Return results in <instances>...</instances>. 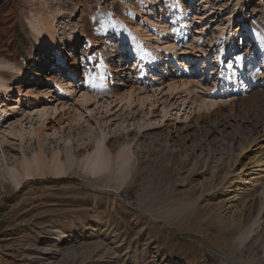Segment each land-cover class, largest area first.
Listing matches in <instances>:
<instances>
[{
  "label": "rangeland",
  "instance_id": "374dc122",
  "mask_svg": "<svg viewBox=\"0 0 264 264\" xmlns=\"http://www.w3.org/2000/svg\"><path fill=\"white\" fill-rule=\"evenodd\" d=\"M155 1H158L156 4L159 3L160 9L158 15L153 11L154 15L158 19L164 16L162 21L170 26L171 19L166 9L168 0ZM177 1L176 18L185 24L184 27L174 26L178 21L174 22V29L171 30L175 31V27L177 30L185 28L186 33L181 31L183 34L180 33L178 39L172 42L177 47L175 54L185 66H189L192 60L206 63L205 70L207 76H210L209 79L216 72L215 69L212 74V68L217 65L219 59L223 60L224 65L228 64L230 57L235 56L237 48H242L238 41L240 31L245 34L242 37L245 45H252L248 39L251 30H254L260 39L264 38V0H190V5L184 0ZM9 4L5 5V13ZM35 4H42V14L51 20L50 24L60 41V49L66 54L67 65L77 60L78 71L74 72L73 78H66L70 84L68 83V86H65L67 90L62 92L50 81V78L60 71V64H55L52 51H45L44 47L39 45L28 24L30 12L35 11ZM234 6L235 13L230 14ZM138 11H143V19L150 18L152 7L147 4V0H14L15 19L5 16V26L13 23V27L8 29L6 37L0 31V43L4 42L3 46L7 45L8 49L0 52V62L12 61L23 69L25 74H29L24 76L29 79V83L25 85V81L21 80L17 85L21 86L22 90L28 88L27 90L33 92L40 88L44 92V98L35 106L32 99L36 93L27 96L23 109L30 118H20L15 112L0 128V264H222L224 261L235 264H264V253L260 247L248 246L247 243L240 246L233 242L235 231L248 225L260 210L259 194L261 185H264V149L260 154L255 151L257 147L243 150L248 156L245 162L250 160L244 174H240L238 168L224 185L225 192L213 189V184H216V180L227 170L228 163L235 159V147L230 146L232 137L246 136V128L239 126V123L243 121V125L247 127L245 116L251 112L254 117L258 110L260 112L264 109V96H258L246 84H242V92L238 98L248 99L252 94L253 103L244 101V104L237 102V105L232 106L230 102L233 97L229 100L222 96L224 103L221 104V112L208 108L199 111L197 117L193 118L199 103H183L176 97L183 98L186 93L175 96L173 92L175 98L170 100L171 94L168 101L175 104L171 109L168 108L166 99L169 93L166 86L171 78L176 81L181 72L185 73L182 71L184 67L173 68L170 65L169 68H173L170 71L164 66L169 63L165 61L168 59L166 54H163L165 59L158 64L160 70H154V66L135 64L137 56L127 48L130 46L133 50L138 29L141 33L146 30V23L137 17ZM239 11L245 15L250 11L257 14L254 18L249 14L244 16V19L241 18L243 24L251 22L244 31L239 28ZM234 15V21L228 23L226 19ZM129 28L131 32L134 30L133 33L136 31L135 37L129 33ZM220 28L223 37L227 36L228 41L219 39ZM83 30L92 37L90 43L82 33ZM171 30L167 34L177 35ZM198 34L204 42L195 40L194 36ZM95 41L99 46L93 48ZM93 42L94 44H91ZM221 43L226 48L221 49L225 51V56L223 55V59H215ZM193 49H196L197 53H193ZM252 52V59L242 63L243 70H251L254 64L259 63L260 59L256 56H259L260 49L254 48ZM185 58L187 60H184ZM198 70L196 69V72H200V69ZM37 72L44 76L43 79L39 78L38 82L35 79ZM196 72H190L188 81H192L189 86H193L195 92H202L200 85L205 83L202 85L204 89L208 87V81L195 83L196 80L192 77L198 76ZM97 73L105 79L104 84L108 86L104 88L105 91L97 86ZM216 76L214 79L218 82V78L222 77L219 70ZM104 84L100 85L105 86ZM220 84L219 87L222 86ZM126 92H130L131 100H135L129 109L125 108V101L119 103L114 96ZM147 93L146 96L151 95L152 98H147L146 105L140 106L139 99ZM82 94L93 97V100L84 103ZM64 95L67 96L66 99L63 98ZM1 96L0 92V98ZM8 96L15 98L9 104H13L20 97L16 92H9ZM159 101L167 102V105L164 104L167 108L163 109V103ZM61 103L66 105L64 113L59 114ZM14 106L13 104L10 108ZM38 106H55L58 112L51 113L46 118L60 117L58 127L59 130H64L47 132V136L36 140L30 127L36 130L38 125L37 121L34 123V120H31L36 119L32 108L36 109ZM73 107L77 109L76 112L70 110ZM130 109L134 111L132 120H128V116V121L120 125L122 119L118 118L125 117ZM141 111L147 114L145 118ZM166 111L167 116H164ZM77 115L79 119L76 118ZM67 117L71 121L67 122ZM106 117L114 120L109 128H104L107 122L104 124L102 121ZM19 119L21 126L16 124ZM75 121H78V124ZM10 122H14L13 131L19 133L23 129L29 134H23L20 141L8 136L7 125ZM147 123L151 128L157 129L148 131L149 134L144 139L137 128ZM216 123L227 125V131L218 134L215 132L212 143H208L204 133L215 129ZM79 124L81 128L76 129ZM194 124L197 131L193 129ZM181 125L193 127L190 132L193 133L189 136L192 143L182 144L183 140L179 139L177 147L171 146L164 136L172 127L178 129ZM124 127L134 132L131 141V137L128 140L120 137V130ZM152 132H156L158 136L150 139L148 137ZM115 137L120 138L118 144H114ZM107 140L111 144L110 150H113V154L120 148L131 154L133 146L139 142L146 146L147 149L144 150L149 149L151 152H141L138 159L132 155L128 170L124 174L114 173L111 169V173L108 171L104 176L91 177L83 170L82 158L85 155L90 157L96 146L100 143L103 145V141ZM83 143L92 145L87 154L79 152L73 157V151ZM191 145H201L200 147L204 148L202 151L208 149L207 157L215 158L216 163L217 158L221 157L223 169L217 171L221 168L219 164L212 165L200 159L198 162L193 161L198 151L195 148V153L192 154ZM37 146L47 159H50L52 153L59 152L65 168H69L65 169L61 176L54 175L51 167L43 172L35 171L30 176H24L19 166L21 159L32 158ZM105 146L108 149L107 145ZM186 154L190 157H187V162L184 163L181 158H186ZM12 168L16 172L11 171ZM15 176H19L18 185L13 184ZM183 203L191 204L184 207ZM70 233L74 235L70 243L54 246L58 243V238Z\"/></svg>",
  "mask_w": 264,
  "mask_h": 264
},
{
  "label": "bare ground",
  "instance_id": "6f19581e",
  "mask_svg": "<svg viewBox=\"0 0 264 264\" xmlns=\"http://www.w3.org/2000/svg\"><path fill=\"white\" fill-rule=\"evenodd\" d=\"M184 1H185V3H188V5H190V2H191L190 0H184ZM238 1L239 0H237V2ZM156 2H158V1L147 0V4L150 7H152V11H151L152 14H151L150 18L143 19V15H142L143 11L142 12H140V11L137 12V15H138L137 17H139L141 20H143L146 23V30L143 31L142 33L139 32L140 31L139 29H138L139 31L137 30V33L135 31L136 38H134L135 41L133 42V46H132L133 50H132V48L130 46H128L127 49H129L131 52H133L137 56V58H136V60L134 62L138 66H139V64H145V65H148V66H151V67L154 66L153 67L154 70H160L161 67L158 64L161 63V60L165 59L162 56H163V54H166V57L168 59L165 60V61H169V63L164 65V66L166 68H168L170 71L174 67H177V68H180L181 66L184 67V70L182 69V71H185V73L182 74V72H181L179 78H177L176 81H174L173 78H171V80L169 81L168 85L166 86V88L168 87V89L166 91H167V93H169L168 94L169 96L166 99L167 101L169 100V98H170V96H171V94L173 92H175L174 93L175 96H179L181 93H186V95L183 98H180V97H176V98L178 100L181 99L180 101H183V103L186 102L188 105L189 104L190 105H194V103H196V102L199 103L198 108L196 110V113H195V111L193 113L194 114L193 118H194V117H197V113L199 111L207 110L208 108L214 109L213 111L219 112L221 107L223 106V105L221 106V104L224 103L222 101V99H221L222 96H223L222 98L225 97V99L226 98L229 99V98L233 97L232 101L230 102V105H232V106L235 105L237 102H241V104L242 103L244 104V101L247 102V103H248V101L252 102L253 101L252 97H251L252 94L250 95V97H248V99H241L240 100L238 98V96L242 92V89H241V85L242 84L243 85L246 84L247 87L250 90L255 91V93H257L258 96L259 95H262V97L264 96V38L260 39V37L257 34H255V31L251 30L250 38H248V39H250V43L252 45L251 46L247 45V44L245 45L246 42H243V40H242V37L245 34H243V32L240 31L238 33V35L240 37L238 39V41L241 43L239 46L242 45V48H239V47H238L239 49L237 48L235 56L233 55L232 57H230V60H229L228 64L224 65L222 63L223 60L219 59L217 61V65H215L216 67L214 66L212 68V71H213L212 74L214 73L215 69H216L215 70L216 72L213 74L212 78L209 79L210 76H207L208 74H207V71L205 70L206 63H200V61L192 60L189 63L190 64L189 66H185V64L180 63V61L178 60V58H177V56L175 54V50H177V47H176V44H173L172 42H174V41H176L178 39V37L180 36V33L186 31L185 28L177 30L176 27H175V31L171 30V29H174V27L172 28V24L174 22L177 23V21H178L177 20L178 17L176 18V11H175L176 10L175 3L178 2V1L177 0H168V1H166V9H167V12L169 13V18L171 19L170 20V23H171L170 26L166 25L162 21V19H164L163 12H162V15H161L163 17L160 18L161 20L158 19V17L154 15L153 11L156 12L157 15H158V10L160 9V7L158 6L159 3L156 4ZM159 2H161V1L159 0ZM6 3H8V4L10 3V4H9V9L5 13L4 8H5ZM182 3H183V1H182ZM40 6L42 7V4L41 5L40 4H35V11H31L30 12V15L28 17V24H29L31 32L35 35L34 37H36V40L39 43V45L41 47H44L45 51H47V50L48 51L49 50L52 51L54 59H55V64H60V66H58L60 71L57 74H54L52 76V78H50V81L54 82V84L60 89L59 92H62V90H67L65 88V86L68 83L70 84V82L67 81L66 78L69 77V76L71 78H73L74 72L76 73L78 71V69H77V60H74L70 65H67L66 58H65L66 54H65V52L62 49H60V41L57 38V34H56L54 28L50 24L51 20L48 19L46 16H44V14H42V12H41L42 8ZM196 9H197V7H196ZM235 10H236V8L234 6L232 11L230 12V14H234ZM42 11H44V10H42ZM238 14H239V22L238 23H239V28L241 30L246 29V26L249 27L250 23H251L249 21V22L243 24L244 21H242L241 18L244 19V16L246 17V16H248V14H249V16L251 18H254V17L257 16V14H255L254 11L247 12L246 15H245V13L243 14V12L239 11ZM15 15H16V12H14V0H2L0 2V31L2 33H4L5 37L7 36L8 29H11L13 27V23L9 24V26L6 27L5 26L6 23H5V19L4 18H5V16H11L12 20H14L15 19ZM235 16L236 15H234L232 18H229L227 16L228 17L226 19L227 22L228 23L233 22ZM245 20H247V18H245ZM194 22H195V19H194ZM184 24L185 23H183L182 21H178V24L177 25L175 24L174 26L183 25V27H184ZM180 28H181V26H180ZM130 29L131 28H129L128 31ZM147 29H150V30H147ZM170 30L174 31L173 34H177V35L170 36L171 34L170 35L167 34V33H169ZM220 31H222L221 28H220L219 32ZM133 32H134V30L132 32L129 31V33L131 35L133 34V37H135L134 36L135 33H133ZM82 33L84 34V36L86 38H88V41H89L88 43H90L92 41L91 40L92 37H90L88 34H86V32L84 30L82 31ZM184 33H186V32H184ZM223 36H224V34H222L220 32L219 39L220 40H224V41H228L227 40V36L226 37H223ZM174 37H175V39H174ZM199 37H200V34L194 36L196 41L197 40L198 41L201 40V38H199ZM166 38H168V40ZM219 39H218V41H219ZM230 40L233 41L232 38ZM201 41L204 42V40H201ZM3 43L2 44L0 43V52H5V51L8 50L6 48L7 45L3 46ZM222 43H224V42H222ZM222 43H221V46L219 48L220 50L218 49L219 50L217 52L218 55L215 57V59L220 58V57L222 59L224 58L223 55H224L225 51L221 50V49H223L222 47H224V45ZM91 44H94V42L91 43ZM95 44H96L95 46L92 45V46H94L93 48L99 46L98 42H96V41H95ZM198 48L199 47H197V49ZM254 48L255 49H260L259 56L258 55L256 56L257 58L260 59L259 63H257V65L254 64V68H252V69L248 67L251 70H243L242 69L243 68L242 67V63H244V61L247 60V59H252L251 58V55L253 53L252 49H254ZM193 50H192L193 53H197L196 49H193ZM172 52H174V53H172ZM183 53L185 54L186 52H183ZM237 53H239V54H237ZM202 54H203V52H202ZM204 57H205V54L203 55V58ZM184 60H187V58H185ZM197 63H198V65L196 66ZM156 65H158V67H156ZM170 65H172L173 68H169ZM53 67H54V64H53ZM51 69H53V68H51ZM196 69H197V71H199L198 69H200V72H196ZM220 69H221V72H220ZM257 69H259V70H257ZM218 70H219V73L222 74V77L218 78L219 81L217 82L214 79V77L216 76V73L218 72ZM190 72H192V74H194L195 72L198 73V76L192 77V78H194L196 80L195 83H198V82L202 83L201 82L202 80H204V82L208 81V87H205L204 89H202V85H203L202 84L199 87V88H201L202 92L193 91V89H192L193 86L192 87L189 86V82L192 81V80L188 81V77L191 75ZM25 73L26 72H23V69H21L19 66H17L12 61H11V63L0 62V92L2 94V96L0 98V128H2L3 124H6L8 122V120H10V118H8V117L10 115H13L15 112L18 113L20 118H23V116H25L24 119H29L30 118V115H27V112L25 111V109H23V102H24L25 98H27V96H32L33 94L36 93L35 96L32 99L34 104H35V106L39 103V100H41V98H44L43 97L44 96L43 95L44 92L40 88L35 89V92H33L32 90H27L28 88H25L24 90H22L21 86L17 85L19 83V81H21V80L25 81L24 82L25 85H27L29 83L28 82L29 79L24 77V76L29 75V74H25ZM35 75H36L35 76L36 82H38L39 78L40 79L44 78V76H42L41 73L37 72ZM63 75H64V78H63ZM199 75H201V76H199ZM96 78L98 80L97 83H99V85L97 84V86H99L100 89L101 88L104 89L106 87L108 88V86H106L107 84L106 85L104 84V83H106L105 79L102 77V75L100 73L96 74ZM199 78H201V79L199 81H197ZM70 81H72V80L70 79ZM220 82H221L222 86L219 87ZM100 84L101 85L104 84L105 86H101ZM13 85H16L17 87H14ZM197 85L198 84H196V86ZM204 85H205V83H204ZM177 90H181V91L178 92ZM103 91H105V89ZM145 91H147V90H145ZM9 92H16L18 95H20L18 100L13 102V104L15 106L12 107V108H10V106L13 105V104H9V103H11V101L13 99H15V98H11V96L9 97L8 96ZM154 94H156V93H154ZM154 94H153V96L156 97V95H154ZM160 94H161V92H160ZM224 94L226 96H224ZM146 95H148V93L145 94L144 97L139 99L138 102L140 103V106H145L146 105L145 103H147V98H150V97L152 98L151 95H149V96H146ZM114 96L117 97L116 101L119 102V103L122 102V101H125L126 102L125 103L126 104L125 108H127V109H129L132 106L133 102H135L134 99L131 100L130 92H126L124 94H121L120 96H117V95H114ZM175 96L173 97V94H172V97L170 98V100H173L175 98ZM63 98L66 99L67 96L65 97V95H64ZM81 99H82V101L84 103H88V102L93 100V97H90L88 95L82 94ZM256 99H257V97H256ZM226 101L227 100H225V103H226ZM159 102H161V101H159ZM161 103H163V102H161ZM166 103H163V106L161 105L163 109L167 108L164 105ZM174 104L175 103L170 104L169 101H168V105L167 104L166 105L168 106V108L171 109V107ZM248 104H250V103H248ZM65 105H66L65 103H61L60 104V106H59L60 107L59 114L60 113H64ZM150 106H152V105H150ZM253 106H255V105H253ZM246 107H249V106H246ZM185 108H187V105H186ZM32 110H34V112H35L34 117L36 119H31V120H34V123L37 121L38 125L36 126V130L33 127H30V130H32V132H34V137H35L36 140H38L39 138H42L44 136H47V132H52L53 133L55 130H57V129L59 130L60 127H58L59 126L58 120L60 119V117L57 118V119H55V118L54 119L46 118L51 113L58 112V109H56L55 106L54 107H48V108L47 107L40 108V106H38V108H36V109L33 107ZM70 110H72L74 112L77 111V109H75V107H73V109L71 108ZM189 110H191V109H189ZM133 112H134L133 109H130V111H128V113H127V115H125V117L122 116L124 119L122 117H119L118 119H122L120 125H122L127 120L126 118L128 116H130V118L128 120H132ZM141 112H142L141 114L144 115L143 117L145 118V116H147V114L145 115V113L143 111H141ZM248 112H250V111H248ZM248 112H246V113H248ZM167 113L168 112L166 111L164 116H167ZM250 113H248L245 116V120H246L245 124L247 125V127L245 125H243V123H242L243 121H241V123H239V126H243V128L247 129V130L245 129L246 136L242 137V136H239V135H235L234 137H232V140H231V145L230 146L231 147H235L234 149L236 150L235 159H233L232 162L228 163L229 166H228L227 170L222 174V176H220L216 180V184H213V189L214 190L218 189L221 193L225 192V190H226V187H224V185L228 182L229 176L234 174V171H236V169H238V168H240L239 173L240 174L241 173L244 174V170L246 169L247 165L250 164V160H247V162H245V159H247L248 156L245 155L246 153L244 151H247L249 148L257 147V148H255L256 149L255 151L260 154L262 152V150L264 149V146L261 147V145H264V109L261 110L260 112L258 110V113L257 112L255 114L253 113L254 117ZM61 115H63V114H61ZM164 116H162V118H164ZM247 116H248V119H246ZM134 117H136V116H134ZM188 117H189V115L186 116V118H188ZM76 118L79 119L80 117L77 115ZM175 118H177V117H175ZM174 120H176V119H174ZM68 121H71L69 117H67V122ZM102 121H104V124L107 122V125L104 126V128L105 127L109 128L114 123L113 122L114 120L113 119L110 120L108 117L103 118ZM75 122H76V124H78V121H75ZM190 122H191V120H190ZM28 123H29V126H31L30 121H28ZM44 123H45V125H44ZM188 123H189V121H188ZM16 124L18 126H21V119H19V121H16ZM13 125H14V122L13 123L10 122L7 125L8 129H9L7 131V135L8 136L15 137V138H17L20 141L22 139V135L23 134L26 135V136H27V134H29L28 131H25L23 129L19 133L13 131L12 130L13 129V127H12ZM67 126L69 127L70 124H67ZM239 126H238V128H239ZM42 127H44V128H42ZM80 128H81V124L77 125L76 129H80ZM192 128L193 127H191L190 125H181V127L178 128V129H174V127H172L170 130L165 128L166 131L167 130L168 131L166 132L167 134H165L164 139L167 142H169L171 146H174V147H177L179 145L178 144L179 139L183 140L182 144H185V143H188V142L190 143L191 141L189 139V136L193 133V132L190 133ZM227 128H228L227 125H224L222 123L221 124L218 123L217 126L215 127V129H212L211 131L204 133V134H206L205 140H207L208 143H210V142L212 143V140L214 138L215 132L217 134L218 133H223V132L227 131ZM20 129L21 128H19V130ZM155 129H157V128H155V127L151 128L150 124L147 123L145 125L139 126L137 128V131H140L142 138L145 139L147 137L146 135L149 134L148 131L155 130ZM193 129H194V131L196 130V125L194 126ZM61 130L63 131L64 129L61 128L59 130V132H62ZM181 132H185V134L181 133ZM120 133H121L120 137L128 140L132 136V133H134V132H132V130H129L128 128L124 127V128H121ZM180 134H181V137H179ZM163 135L164 134H162V136ZM156 136H158V134H156V132H155V133L151 134V136L148 137V138L151 139V138H155ZM115 138H114V144H118V141L120 140V138H118V137L116 139ZM27 139H29V137ZM131 139H132V137L130 138L129 141H131ZM180 142H182V141H180ZM199 144H201V143H199ZM105 145H107L108 149L106 148ZM195 145L194 146L191 145L192 146V149H191L192 154L195 153L194 150L197 149V151H198L197 155H194L195 157H193L194 158L193 161L195 160V162H198V160L200 159L201 161L209 162L212 165L219 164L221 166V168L217 169V171L223 169V164H221V161H223V160H222L221 157L218 156L219 157V158H217L218 159V163H216L217 160L215 158L209 159L207 157L209 155L208 149L202 151V149H204V148L200 147L201 145L200 146L198 145L199 147L198 146L196 147ZM91 146L92 145L90 143H86V144L83 143L80 148H78L75 151H73V154H74L73 157H75L76 154L79 153V152L80 153L85 152L87 154V150L89 148H91ZM110 146H111V144H109V140L103 141V145L101 143L99 145H97L95 152L90 157H87V155H85L82 158L83 170H85L86 173L89 176H91V177H99L100 175H103V174L106 175L105 173H107L108 171H109V173H111L110 172L111 169L114 170V173L124 174V172H126V170H128L127 168L130 165V162L132 160V158H131L132 155H134V157L136 159H138V157L141 155V152H144V151H147L148 153L151 152L149 149L148 150H144V149H147V148H146L145 145H142L141 142H139L138 144L136 143L133 146L131 154L126 152V150L124 148H120L115 154H113V152H112L113 150H110L111 149ZM207 152H208V155H207ZM187 157L188 156L186 154V158H181V161L186 163L187 162L186 161ZM255 161H256V159H255ZM70 162H72V161H70ZM226 163H227V161H226ZM251 163H252V161H251ZM253 164H254V162H253ZM19 166H20V169H21L22 173L24 174V176H30L35 171L43 172L48 167H51V170H52L54 175L61 176L65 172V169L69 168V166H67L65 168L64 163L62 162V155L59 152L56 151V152L52 153L50 159H47L45 154H44V152L41 150V148L39 146H37V151L33 155L32 158L22 157ZM12 170L14 172H16V170L14 168H12L11 171ZM18 177L15 176L13 178L14 179V181H13L14 185H18L19 182H20ZM259 198H260V204H261L259 212L257 213L256 217L248 225L246 224V225L240 227L239 229H237L235 231V233H234L235 234L234 235V241L233 242L235 244L240 245V246H242L245 243H247L248 246L251 245V246H255L256 248L260 247L261 250L264 253V220H263L264 219L263 218L264 217V185H261ZM183 204H185L184 207L185 206L187 207L191 203H189L188 205L186 203H183ZM180 207H182V206H180ZM181 210L183 211V209H181ZM178 211H180V210H177V212ZM73 236L74 235L72 233L62 235L60 238H58L56 240V241H58V243H56L54 246H64L65 244L70 243V240H72L71 237H73ZM117 239H119V238H117ZM51 254H53V253H51ZM118 259H120V258H118ZM222 264H235V263H228V262L224 261V262H222Z\"/></svg>",
  "mask_w": 264,
  "mask_h": 264
},
{
  "label": "trees",
  "instance_id": "16d2710c",
  "mask_svg": "<svg viewBox=\"0 0 264 264\" xmlns=\"http://www.w3.org/2000/svg\"><path fill=\"white\" fill-rule=\"evenodd\" d=\"M64 180V179H63Z\"/></svg>",
  "mask_w": 264,
  "mask_h": 264
}]
</instances>
